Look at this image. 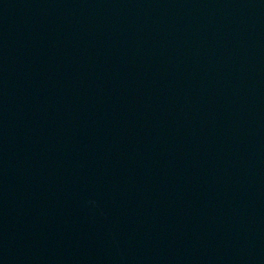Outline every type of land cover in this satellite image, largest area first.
<instances>
[{
    "label": "water",
    "instance_id": "1",
    "mask_svg": "<svg viewBox=\"0 0 264 264\" xmlns=\"http://www.w3.org/2000/svg\"><path fill=\"white\" fill-rule=\"evenodd\" d=\"M0 264H264V0H0Z\"/></svg>",
    "mask_w": 264,
    "mask_h": 264
}]
</instances>
